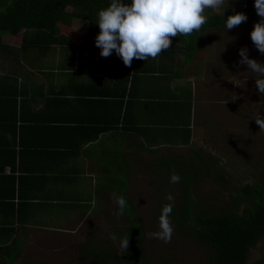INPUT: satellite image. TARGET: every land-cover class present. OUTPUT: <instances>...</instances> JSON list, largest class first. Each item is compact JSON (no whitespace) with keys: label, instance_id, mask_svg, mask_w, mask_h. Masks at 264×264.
Wrapping results in <instances>:
<instances>
[{"label":"trees","instance_id":"1","mask_svg":"<svg viewBox=\"0 0 264 264\" xmlns=\"http://www.w3.org/2000/svg\"><path fill=\"white\" fill-rule=\"evenodd\" d=\"M109 3L110 0H13L5 10H0V48L19 64L11 73H0V212L6 209L12 214V220L8 215L11 222L1 228L0 241H4L2 231L9 232L10 240L17 226L24 225L25 215H30L37 201L34 190L41 192L49 182L70 177V170L65 173L61 168L60 155L65 156L63 164H66L79 158L84 145L117 129L124 130L126 126L127 90L123 95L111 92L109 96V91H96L97 87L95 91L72 92L61 85H52L53 67L39 65V60L48 56L50 51L58 54L63 47L74 52L77 50L63 30L72 28L79 20L87 24L85 48L100 52L94 44L99 32V26L95 24L97 12ZM224 15L226 18L230 14L211 12L200 30L224 28ZM1 34L20 38V46L4 44ZM173 48L171 43L169 49L159 54L160 58H167ZM81 50L84 51L82 47ZM112 54L116 55L114 50ZM96 58L91 57L81 67L88 68L93 74ZM30 66L34 74L45 78L44 82L39 84L30 79ZM107 96L109 100H106ZM107 104L112 106L108 115L105 113ZM124 171L121 170V176L118 175L110 187L125 196L129 180L123 179ZM187 199L185 203L189 204L182 206V202L178 211L172 212L174 215L171 213L170 220L183 230H189L195 240L209 248L210 256L204 264H264V254L261 255L264 246V180L238 189L231 196L230 204L217 213L209 214L195 208L192 195ZM175 201L180 203L178 199ZM163 204L159 205L162 207ZM181 206L186 211H181ZM125 214L128 227L117 232V239L120 244V238L127 236V249L121 245L122 251L96 248L95 240H91L86 252L98 257L94 264H149L142 252V224L137 221L133 209L128 208ZM159 214L156 213L157 218ZM16 241L15 253L9 260L11 263L22 242ZM4 246L0 244V250L5 251L7 246ZM85 260L90 258L86 256Z\"/></svg>","mask_w":264,"mask_h":264},{"label":"crops","instance_id":"2","mask_svg":"<svg viewBox=\"0 0 264 264\" xmlns=\"http://www.w3.org/2000/svg\"><path fill=\"white\" fill-rule=\"evenodd\" d=\"M212 11L206 8L204 14L208 15ZM215 13L223 14V8L216 9ZM80 27L75 21L73 33L76 36ZM86 35L83 41L73 43L80 51L81 47L84 51L78 53L76 50L74 58H68L70 61L66 66L54 67L52 85H61L76 93L95 91L97 87L96 91H109L108 96L111 92L123 95L124 90H127L125 131L117 129L84 145L79 158L66 164H63L65 156L60 155L61 168H64L65 173L70 170V177L49 182L41 192L38 189L33 191L36 192L37 201L30 215H25L24 225L17 226L10 240L9 232L2 231L4 241H0V244L3 248L6 244L7 249L0 250V264L6 262L5 255L12 257L15 253L17 239L23 240L12 264H27L32 253L31 239L37 235H41L39 244L42 250L45 249L42 256L69 253L73 250L68 247L69 241L66 239L68 243H65L60 240L61 237L54 236L59 230L64 233V237L71 235L69 239L73 243L76 240L78 247L86 250L88 242H78L79 237L74 239L69 230L83 231L85 227L89 229L92 226L90 221L98 217L95 212L99 214L102 208L108 207V204L103 206L105 200L107 202L103 190L109 188L113 193L116 192L110 184L119 178L121 170H125L124 173L129 175L128 180H131L132 174L137 171L135 166H141L138 169L141 170L144 164L150 166V161L157 158L159 163L155 167L166 169L162 175L170 181L167 175L180 174L178 168L186 171L189 163L205 159L207 156L200 154L196 143L206 133L212 135L213 129L217 128L211 119L213 114L227 112L230 97L238 94L233 82L236 77L229 72L227 39L231 34L224 28L171 37L175 49L167 58L158 55L144 61L134 57L130 66H125L122 59L114 54L107 57L99 53L92 54L91 57L97 56L93 74L89 73L88 68L81 67L89 60L81 58L87 52ZM218 67H222L224 72L218 71ZM30 74L32 81L39 84L45 81L40 74ZM229 93L232 96L229 97ZM108 96L106 100H109ZM108 105H105L107 115L112 111V106ZM50 163L48 161L47 164ZM205 164L209 167L206 171L211 174V166ZM8 215L9 220H12L9 210L0 212V231L11 222ZM38 215L46 216L50 221L42 224L35 220ZM86 234L88 232H79L78 235L81 237Z\"/></svg>","mask_w":264,"mask_h":264},{"label":"rangeland","instance_id":"3","mask_svg":"<svg viewBox=\"0 0 264 264\" xmlns=\"http://www.w3.org/2000/svg\"><path fill=\"white\" fill-rule=\"evenodd\" d=\"M12 1L0 0V10H5L6 6ZM243 1L244 4L242 5ZM222 8H226L224 14H232L233 10L244 12L248 19L241 22L238 26H234L231 30H227L228 34H231L227 39L229 43L227 48L229 72L230 75H235L236 79H239L233 81L238 89V94L235 93L238 99L235 98L236 96L231 98L232 94L229 93L230 100L227 112L215 113L211 118L217 128L213 126L215 129H213L212 135L206 133L196 143L195 146L200 149V154L207 157L197 162L189 163L186 171L178 168L181 179L177 183H170L166 177L163 178L162 174L165 173L166 169L155 167V164L159 163L157 158L150 161V166L144 164L141 170H138L141 166H135L137 171H134L135 173L132 174L131 180L127 182L125 197L129 201L128 208L134 210L137 221L142 224L144 231L142 252L149 264H204L210 256L209 248L195 240L189 230H183L174 220H171L173 232L170 242L165 243L150 235L158 230L156 213L160 212V205L170 203L164 199L167 193H171L174 196V202H171L173 203L172 212L178 211L182 202H184L182 206H187L189 203H185V198L188 201L187 196L192 195L195 208H201L210 214L217 213L227 207L231 202V196H234L238 189L246 184L256 185L264 180V129H259V125L254 120L258 113L264 114V96L257 94L255 73L248 70L245 65L234 67V64L240 59L238 49L245 46L249 49L248 55L250 58L264 62V54L259 53L255 48L249 35L254 23L260 17L253 7V0H224ZM215 11L213 10L212 13H215ZM78 25H81L79 31H77L78 36L74 34L73 27L63 30L66 33L64 35L72 43L85 39V23L78 21ZM71 32H74L73 35ZM1 37L4 44L16 48L20 46V38H13L8 34H1ZM61 49L58 50V54L55 51H50L48 56L39 60V65L48 68H54L57 65L66 66L70 61L68 58H74L75 52L70 50L69 47ZM61 51L65 56L61 55ZM76 52L81 53L82 51L77 48ZM96 53H99L96 49H87V52H84L81 58L90 59L91 55ZM18 67L19 64L12 55L7 54L6 51L0 48V73H11ZM31 69L34 72L33 67ZM217 70L224 72L222 67H218ZM241 80L243 82L240 85ZM233 99L234 101H232ZM136 161L140 162L138 159ZM205 163H209V166H211L213 171L211 174L206 171L209 167ZM167 176L170 179L171 175ZM128 177L129 175L125 173L123 179H128ZM105 190H103V193L107 202L105 200L103 206L108 204V207L106 209L102 208V212L99 214L95 212L98 217H94L90 221L92 226H89V229L85 227L83 231L69 230V233L72 234L74 239L78 236V242L95 240L97 244L95 243L94 247L96 248L99 246L122 251L118 239H111L110 234L117 236L118 231H123L128 227L125 224L128 221L126 219L127 214L123 216L114 214L117 205L112 198L113 192L109 188ZM177 199L180 203L175 201ZM182 206L181 211H186ZM172 214L174 215V213ZM35 220L42 224L50 221L46 216L39 215ZM64 231L67 232L68 230ZM79 232L80 234L88 232V234L80 237L78 235ZM40 236L37 235L31 239L32 253L27 264H94L95 260H99L98 257L89 255L90 253L86 252L87 250L82 247L79 248L76 240L73 243L69 239L71 235L64 237V233L60 230L54 236L59 239L61 237L60 240H64L65 243L68 240V247H72L73 250L69 253L57 252V254L48 253V255L44 254L42 256V252L45 249L42 250L39 244ZM19 240L23 239H18L16 242ZM34 243H36L35 246ZM262 254H264V246ZM86 256L90 260H85ZM10 257V255H5L6 262L4 264H12L9 262Z\"/></svg>","mask_w":264,"mask_h":264},{"label":"clouds","instance_id":"4","mask_svg":"<svg viewBox=\"0 0 264 264\" xmlns=\"http://www.w3.org/2000/svg\"><path fill=\"white\" fill-rule=\"evenodd\" d=\"M224 0H110L107 7L98 10L96 23L99 32L94 38V44L100 49V56L115 54L122 59L125 66H130L133 58L147 61L156 58L162 50L169 49L171 37L190 35L199 31L207 20L204 14L207 9H221ZM253 7L260 19L254 23L250 31V39L259 53L264 54V0H253ZM229 8V7H227ZM223 8V13H225ZM248 19L244 12L233 10L232 14L223 17L225 30H231ZM249 49H238L240 59L234 67L247 66L255 73L257 94L264 96V62L250 58ZM254 120L259 129H264V114L258 113ZM179 174L170 176V183L179 182ZM117 205L115 215L123 216L128 210V201L124 195L113 193ZM158 216V230L150 235L165 243L170 242L173 227L170 215L173 211L174 196L167 193ZM115 240L118 237L110 234ZM121 247L127 249L128 237L120 238Z\"/></svg>","mask_w":264,"mask_h":264}]
</instances>
